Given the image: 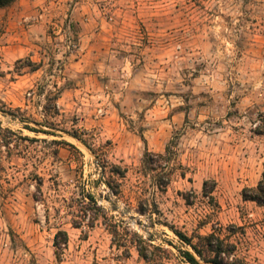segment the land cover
Wrapping results in <instances>:
<instances>
[{"label": "rangeland", "instance_id": "obj_1", "mask_svg": "<svg viewBox=\"0 0 264 264\" xmlns=\"http://www.w3.org/2000/svg\"><path fill=\"white\" fill-rule=\"evenodd\" d=\"M169 143V161L144 164ZM263 169L264 0H17L0 11V264H155L126 228L165 251L153 252L161 264H188L170 227L214 233L242 264H264V207L242 198Z\"/></svg>", "mask_w": 264, "mask_h": 264}, {"label": "trees", "instance_id": "obj_2", "mask_svg": "<svg viewBox=\"0 0 264 264\" xmlns=\"http://www.w3.org/2000/svg\"><path fill=\"white\" fill-rule=\"evenodd\" d=\"M17 0H0V9L7 8L11 6L13 3H15ZM31 65V64H30ZM32 66V65H31ZM37 67V66H35ZM37 68L33 69L36 70ZM34 132H37L34 130ZM27 139V138H22ZM57 144H66V142H55ZM172 155L170 143L165 147L164 154H151L149 152H146L144 155V164L152 167L151 165L155 162H152L151 157L155 156L159 159L167 160L169 161ZM114 170L111 171V173H115L119 177H124L125 170L121 169L119 166H113ZM151 170H154L155 168H150ZM170 183V178L165 177L159 179V186L162 188H165ZM210 184V187L208 188V185ZM107 186L112 190V193L114 195H117L118 190L115 188L117 185L112 186L111 183H107ZM215 187L214 181H205L203 182V192L205 196H208L212 193ZM85 199L88 200V206L95 209V211H100L102 213L103 219L107 220L108 217L105 214V209L98 206L94 196L92 194H86ZM242 198L244 201L253 202L256 205L260 207H264V169L261 175V179L258 181L256 187L254 188H245L242 190ZM92 210V209H91ZM139 213L144 215L145 210L140 208ZM92 215L94 213L92 212ZM97 216V215H96ZM97 218H94V216L89 219V226H93V221H95ZM110 225L111 233L112 235L116 236L117 233V224L115 222H111ZM77 227V226H75ZM173 234L179 239L180 242L187 245L191 251L189 250H179L178 253L182 257V259L188 263V264H200V261L205 262L206 264H242L241 261L235 256V246L231 243H226L224 240L220 239L218 236H216L214 233H211L206 236L197 235L196 237L189 238L183 233L175 230L174 228H169ZM126 233H129L133 237V244L135 248L137 249V252L139 256L144 259L148 263H155V264H161V260L158 258H155L154 251L158 252H164L161 248L157 246H153L151 244V239H144L142 236H140L136 232H129V230L126 228ZM196 238L197 242L194 243L193 239ZM68 242V235L63 230H58L54 237L53 246L55 248V255L57 257L60 256L62 250L66 246Z\"/></svg>", "mask_w": 264, "mask_h": 264}, {"label": "crops", "instance_id": "obj_3", "mask_svg": "<svg viewBox=\"0 0 264 264\" xmlns=\"http://www.w3.org/2000/svg\"><path fill=\"white\" fill-rule=\"evenodd\" d=\"M7 8H9V7H7ZM7 8H4V9H0V11H4L5 9H7Z\"/></svg>", "mask_w": 264, "mask_h": 264}]
</instances>
